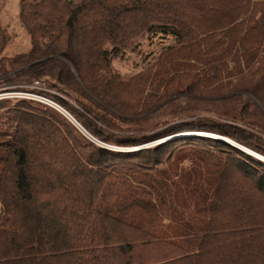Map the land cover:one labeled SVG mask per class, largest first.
<instances>
[{
  "label": "trees",
  "instance_id": "1",
  "mask_svg": "<svg viewBox=\"0 0 264 264\" xmlns=\"http://www.w3.org/2000/svg\"><path fill=\"white\" fill-rule=\"evenodd\" d=\"M20 7L0 89L116 149L0 100V264H264V0Z\"/></svg>",
  "mask_w": 264,
  "mask_h": 264
},
{
  "label": "crops",
  "instance_id": "2",
  "mask_svg": "<svg viewBox=\"0 0 264 264\" xmlns=\"http://www.w3.org/2000/svg\"><path fill=\"white\" fill-rule=\"evenodd\" d=\"M7 1L8 0H5L2 3L1 5L2 8L0 13V22L3 25L5 36L8 38V45L5 50L6 52L4 53V57H10L15 54L22 55V53L23 54L27 53L30 48V37L27 35V32L23 28L22 23L20 21L21 0H17V3H15V10L13 16L11 17L7 15L6 18L2 19L1 14L3 13L4 9L5 12L8 13V8L12 6V3L10 2L7 4ZM20 36H22L23 40L18 39ZM0 209H1V204H0Z\"/></svg>",
  "mask_w": 264,
  "mask_h": 264
},
{
  "label": "rangeland",
  "instance_id": "3",
  "mask_svg": "<svg viewBox=\"0 0 264 264\" xmlns=\"http://www.w3.org/2000/svg\"><path fill=\"white\" fill-rule=\"evenodd\" d=\"M12 3V6H10L9 8H8V13L7 12H5V9H4V11H3V13L1 14V17H2V19H4V18H6V16L7 15H9V16H13V14H14V10H15V3H17V0H8L7 1V4L8 3ZM2 21H4V20H2ZM27 36V35H26ZM19 40L20 39H22V36H20L19 38H18ZM23 40V39H22ZM19 53V52H18ZM139 61V59L136 57V56H134V55H132V54H128V56L125 58V60L124 61H122V60H114L113 61V63H114V69H115V71L116 72H118V73H121L122 75L123 74H132V73H134L136 70L134 69V64L135 63H137ZM38 87H43V85H41V84H38L37 85ZM4 90L5 89H0V97H4L3 95L6 93V94H13V93H19V92H23L24 90H25V92H29V91H35V92H38V91H40L41 90V88H36V87H34V86H23V87H11V89L10 90H8V92H4ZM10 97H14L13 95L12 96H10ZM43 97V96H42ZM45 98V97H44ZM47 99V98H46ZM0 100H2V99H0ZM14 100H16V99H14ZM29 100V99H28ZM47 100H49V99H47ZM49 101H51V100H49ZM63 114H64V116L71 122V123H73L74 124V126H76L77 128L79 127L78 126V123H76L69 115H67L66 113H65V111L64 110H62L61 111ZM80 128V127H79ZM79 132H80V134L82 135V136H84V137H86V139H89V141H91L92 143H96L97 145H101L102 147H105V148H108V149H111V150H113V149H116L114 146L112 147V146H110V145H106V144H104V143H102V142H100V141H95L92 137H90L89 135H88V133H86L85 132V130L83 129H80V130H78ZM211 137H213V138H217V139H219V140H221V141H224V142H226L223 138H221V137H219V136H213V135H211ZM149 145V144H148ZM148 145H144V146H142V147H140L139 149H142V148H144V147H147Z\"/></svg>",
  "mask_w": 264,
  "mask_h": 264
},
{
  "label": "built area",
  "instance_id": "4",
  "mask_svg": "<svg viewBox=\"0 0 264 264\" xmlns=\"http://www.w3.org/2000/svg\"><path fill=\"white\" fill-rule=\"evenodd\" d=\"M36 85H38V83L36 84ZM14 96V97H10V96ZM4 97H0V99H30V100H34V101H39V102H42V103H45V104H47L48 106H50V107H52V108H54V109H57V110H59L60 112L63 110V109H61V108H59V106L58 105H56L54 102L52 103L51 101H49V100H47L46 98H44V97H42V96H40L39 94L38 95H36V94H33V93H31V92H25V91H23L22 93L21 92H19V93H13V94H4L3 95ZM62 113V112H61ZM79 126V125H78ZM80 127V126H79ZM78 127V129L80 130V129H82L81 127L79 128ZM83 130V129H82Z\"/></svg>",
  "mask_w": 264,
  "mask_h": 264
},
{
  "label": "water",
  "instance_id": "5",
  "mask_svg": "<svg viewBox=\"0 0 264 264\" xmlns=\"http://www.w3.org/2000/svg\"><path fill=\"white\" fill-rule=\"evenodd\" d=\"M237 147V146H236ZM245 151V150H244Z\"/></svg>",
  "mask_w": 264,
  "mask_h": 264
}]
</instances>
